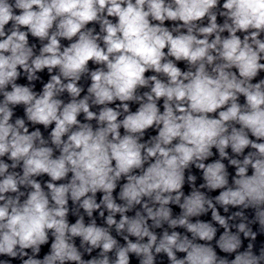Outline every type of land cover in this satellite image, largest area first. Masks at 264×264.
Returning a JSON list of instances; mask_svg holds the SVG:
<instances>
[{"label": "clouds", "instance_id": "obj_1", "mask_svg": "<svg viewBox=\"0 0 264 264\" xmlns=\"http://www.w3.org/2000/svg\"><path fill=\"white\" fill-rule=\"evenodd\" d=\"M262 73L264 0H0V264H264Z\"/></svg>", "mask_w": 264, "mask_h": 264}]
</instances>
